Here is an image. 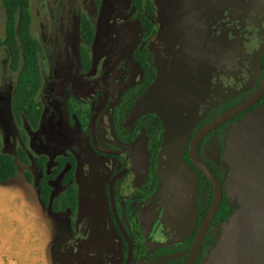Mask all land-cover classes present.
<instances>
[{
    "label": "rangeland",
    "instance_id": "obj_1",
    "mask_svg": "<svg viewBox=\"0 0 264 264\" xmlns=\"http://www.w3.org/2000/svg\"><path fill=\"white\" fill-rule=\"evenodd\" d=\"M152 1L157 27L154 39L149 40L143 52L153 63L156 78L132 112L154 111L171 127L175 123L192 126L202 121L206 111L253 88L264 51V0ZM30 7L32 35L42 47L43 87L37 99L43 104V114L37 130L31 129L24 119L20 125L16 122L12 95L17 77L10 72L9 55L4 49L0 141L2 152L13 157L17 168L16 178L5 187L10 192L8 200L18 212L46 219L49 209L45 210L40 202L38 189L43 173L35 159L45 156L46 174L53 175L56 160L71 154L77 161L75 186L80 192L81 210L94 203L104 210L108 221L105 189L112 161L90 147L87 113L99 107L100 98L91 99V95L103 86L111 69L136 53L142 36L139 18L134 16L130 0H30ZM81 15L96 31L88 74L83 72L78 59ZM4 22L0 0L2 37ZM139 79L138 72L130 83ZM240 97L244 99L246 95ZM70 101L82 115L69 118L66 106ZM111 110L109 107L101 113L95 127L98 145L108 150L112 147L103 138L105 125H110ZM220 110L218 107L214 116ZM209 140L201 158L210 160L221 177L233 212L226 223L211 230L212 242L206 245L200 264H264V105ZM183 141L182 136L170 142L174 154ZM19 150L24 151L29 165L19 161ZM62 176L51 182V200L64 190ZM183 179L169 183L158 200L163 213L151 231L150 253L179 248L192 234L194 192ZM60 217L63 224L69 222V213ZM103 239L120 256L123 246L114 229L104 228ZM182 255L172 254L158 263L170 264Z\"/></svg>",
    "mask_w": 264,
    "mask_h": 264
},
{
    "label": "flooded vegetation",
    "instance_id": "obj_2",
    "mask_svg": "<svg viewBox=\"0 0 264 264\" xmlns=\"http://www.w3.org/2000/svg\"><path fill=\"white\" fill-rule=\"evenodd\" d=\"M141 59L151 70L149 78L145 77V68L134 54L120 60L109 72L103 86L96 88L91 95V99L95 96L100 98L98 106L105 98L108 99L104 111L109 107L112 110L110 125L104 127L106 138L103 140L112 147L111 151L124 155L99 154L112 161L105 189L108 221L104 218V210L102 212L101 207L94 203L86 210H81L78 189V207L74 212L55 211L52 205H48L49 208L44 205L45 210L49 209L47 218H33L26 212V215L18 212L13 202L8 200L10 192L5 190L7 183L0 184V264H125L128 260L127 241L119 232L109 205V183L115 177L118 180L112 188L114 202L120 224L132 246L131 261L155 260L158 263V260L172 255L154 258L152 255L156 251L150 253V235L163 213L159 198L169 188V183H175L180 178H185L184 182L193 187L196 219L195 203L200 181L186 162L184 146L186 143L188 146L200 123L196 121L192 126L190 123H175L171 127L163 122L157 112H132L134 105L156 78L153 63L142 56ZM138 72L140 79L130 83ZM192 114L191 119L194 118ZM182 136L184 141L181 149L174 154V147L169 144L182 139ZM64 190L51 201L57 199ZM203 196L202 193V201ZM68 213L69 222L65 225L60 216ZM84 225L87 232L81 236ZM107 226L114 229L123 246L120 256H117L111 244L104 242L103 229ZM179 253L184 256V250Z\"/></svg>",
    "mask_w": 264,
    "mask_h": 264
},
{
    "label": "trees",
    "instance_id": "obj_3",
    "mask_svg": "<svg viewBox=\"0 0 264 264\" xmlns=\"http://www.w3.org/2000/svg\"><path fill=\"white\" fill-rule=\"evenodd\" d=\"M147 4H148V0H130V7L134 10V16L139 18L140 26L142 29L141 40L136 50L135 56L136 59H138L139 62L142 64V66L145 68V77L149 78L151 76V70L147 67V65H145V63L141 59L139 47L143 43V41L153 33L154 29L157 27V24L153 20L154 18L153 12L155 11L154 3L152 0H150V5L145 15ZM1 5L5 15V22L3 29V37L0 35V77H1V53L5 49L7 50L9 55L10 72L16 74L17 77L12 95L13 116L16 122L18 123V125H20L21 120L24 119L31 129L37 130L39 128L43 114V104L37 99L43 87V78L40 68L42 47L32 35L31 27H32L33 19H32L31 7H30V0H1ZM79 36H80L81 45L79 48L78 59L83 72L85 74H88L92 68L93 59L90 49L95 42L96 31L93 25L84 15H81L79 19ZM152 39H154V36L150 40ZM142 56L150 62V58H148V56H146L144 52H142ZM263 60H264V51L260 59V75L253 88H251V90H248L247 92L244 91L235 94L232 97L226 99L220 105L210 109L206 113L202 121L200 122L198 126L199 128L209 120L218 116V115L214 116V114L217 112L218 107H221L220 114H222L227 110H229L230 108L242 103L245 99H247V97L260 84V81L262 79ZM243 94L246 95L244 99L240 97ZM262 105H264V98L254 107H252L250 110L238 116L237 118L233 119L232 121L228 122L227 124L221 126L218 130L207 136L202 141L198 149V154L200 159L202 160L201 157L202 155H204V152L208 148V143L210 141L209 140L210 138L215 136L220 130H222L226 126L240 122L246 114L259 109ZM66 111L69 118H72L73 116L76 115H82L81 110L77 106H75L74 102L72 101L67 103ZM87 115L91 118L92 113H87ZM90 118L88 119V121L90 120ZM89 145L93 149L90 142V137H89ZM187 147L188 146L186 143L184 146V154H185L186 162L200 181L198 186L199 192L197 193V199H196L197 202L195 203L196 205L195 226L188 240H186L179 248H175L174 250L163 248L156 251L152 255L155 258L157 256H165L173 253L176 254L179 253L181 250H184V256L179 257L170 264H182L187 258L196 230L198 229L207 210L209 209L213 198V191L209 181L191 163L188 157ZM17 156L22 164L29 165V161L23 150H19ZM206 161H203L205 165L209 169H211L221 181V177L219 176V174H217L215 170H213L212 168V162L207 158ZM46 162H47V158L45 156H41L35 159V163L43 173L42 178L38 182L40 202L45 206L52 205V208L55 211L65 212L69 210L74 212L78 207V198H79L77 188L75 186V175L77 170V161L75 157L71 154H67L66 156L58 158L56 160V167L54 169L53 175L46 174V169H45ZM60 175H63L62 184L63 186H65V190L57 199L51 201V193H52L51 182L54 181L56 178H58ZM16 176H17V168L14 163V159L13 157L4 154L2 152V143L0 141V184L7 183L10 180L15 179ZM222 187H223V200L220 209L215 216V219L209 230L208 235L205 238L200 256L196 264L201 263L203 252L206 248V245L208 243L211 244L212 242L210 237L211 230L217 225L220 224L222 225L226 223L230 219L231 214L233 212L228 202L227 196L224 193L223 183H222ZM202 193L204 194V196L202 197L203 201L200 199ZM125 251H126V247H125ZM152 261L155 262V260Z\"/></svg>",
    "mask_w": 264,
    "mask_h": 264
},
{
    "label": "water",
    "instance_id": "obj_4",
    "mask_svg": "<svg viewBox=\"0 0 264 264\" xmlns=\"http://www.w3.org/2000/svg\"><path fill=\"white\" fill-rule=\"evenodd\" d=\"M150 5V0H148V4L146 6L145 15L148 11ZM155 29L153 33L147 37L143 43L140 45L139 52H143L144 46L149 42V40L154 36ZM143 57V56H142ZM153 76H154V69L152 70ZM93 98V96H92ZM264 98V60H263V67H262V79L260 81L259 86L245 99L242 103L230 108L226 112L214 117L213 119L206 122L204 125H202L192 136L188 143V157L193 164V166L209 181L212 191H213V198L211 205L209 209L207 210L201 224L199 225L195 236L193 238V242L191 244L189 253L187 255V258L182 264H196L202 246L204 244L206 235L208 234V231L215 219L216 214L218 213L222 200H223V187L220 179L216 176V174L209 169L205 163L200 159L198 154V149L202 141L209 136L211 133L218 130L221 126L227 124L228 122L232 121L233 119L237 118L238 116L242 115L243 113L250 110L252 107H254L257 103H259ZM108 99L105 98L104 102L92 113L91 118L89 120V137L90 142L93 147V149L103 155L108 156H124L122 154L117 153L116 151H111L107 149L101 148L97 141H96V134H95V127L98 117L101 115V113L105 110L107 106ZM118 180V177L113 178L109 183V205L111 209V213L115 219V222L118 226L119 232L126 238L127 245H128V260L125 264H159L155 262H144L141 260L131 261L130 257L132 255V246L131 243L124 232L117 212H116V206L114 202V195H113V185ZM147 230V229H146ZM87 232V227L84 225L82 227V235H85Z\"/></svg>",
    "mask_w": 264,
    "mask_h": 264
}]
</instances>
